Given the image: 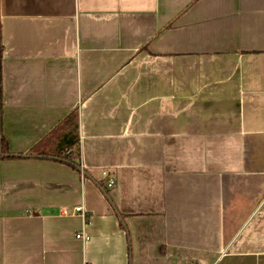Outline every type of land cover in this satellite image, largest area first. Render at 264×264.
<instances>
[{
	"label": "crops",
	"instance_id": "crops-1",
	"mask_svg": "<svg viewBox=\"0 0 264 264\" xmlns=\"http://www.w3.org/2000/svg\"><path fill=\"white\" fill-rule=\"evenodd\" d=\"M0 42V264H264V0H0Z\"/></svg>",
	"mask_w": 264,
	"mask_h": 264
},
{
	"label": "trees",
	"instance_id": "trees-1",
	"mask_svg": "<svg viewBox=\"0 0 264 264\" xmlns=\"http://www.w3.org/2000/svg\"><path fill=\"white\" fill-rule=\"evenodd\" d=\"M2 45L0 42V60ZM1 97V88H0ZM63 131L58 141L50 149L51 156L78 164L80 157L79 115L78 111H72L63 122ZM46 154L47 152H43ZM12 153L9 151L8 141L3 134L2 128V102L0 99V159L7 158Z\"/></svg>",
	"mask_w": 264,
	"mask_h": 264
},
{
	"label": "built area",
	"instance_id": "built-area-1",
	"mask_svg": "<svg viewBox=\"0 0 264 264\" xmlns=\"http://www.w3.org/2000/svg\"><path fill=\"white\" fill-rule=\"evenodd\" d=\"M103 175L107 178V186H108L109 188L113 187L114 184H115V179H114V177H113L112 175H110V173H109L108 170H103ZM82 209H83L82 206H77V207H76V210H77V211H82ZM76 236H77L78 238H81V239H86V238H87V237L85 236V234L82 233V232H78V233L76 234Z\"/></svg>",
	"mask_w": 264,
	"mask_h": 264
}]
</instances>
